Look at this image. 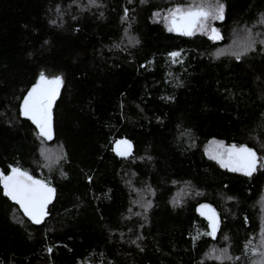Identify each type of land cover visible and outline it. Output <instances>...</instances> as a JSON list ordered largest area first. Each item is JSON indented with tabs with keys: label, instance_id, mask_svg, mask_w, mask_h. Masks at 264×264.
<instances>
[{
	"label": "trees",
	"instance_id": "obj_1",
	"mask_svg": "<svg viewBox=\"0 0 264 264\" xmlns=\"http://www.w3.org/2000/svg\"><path fill=\"white\" fill-rule=\"evenodd\" d=\"M187 2L0 0V172L19 166L56 190L37 225L0 186L2 264H221L212 247L241 257L223 264L256 259L244 243L260 242L264 169L231 172L207 150L246 144L264 158V0H223L217 41L153 16ZM245 28L257 43L237 61ZM40 71L64 80L51 140L19 115ZM200 204L218 213L215 239Z\"/></svg>",
	"mask_w": 264,
	"mask_h": 264
},
{
	"label": "snow or ice",
	"instance_id": "obj_2",
	"mask_svg": "<svg viewBox=\"0 0 264 264\" xmlns=\"http://www.w3.org/2000/svg\"><path fill=\"white\" fill-rule=\"evenodd\" d=\"M144 2L146 0H141V3ZM90 3H95V0H90ZM225 9L226 5L223 0H199V2L189 0L184 4L178 3L169 8L158 10L153 13V16L164 23L168 32H175L182 36H193L200 32L207 35L210 40L217 41L222 39V34L220 29L214 25V22L225 19ZM128 11L127 8L124 9L122 20L127 18ZM101 15L103 14L101 13ZM50 23L55 24L56 21L53 20ZM256 23L264 24V13H260ZM125 31L127 32V29ZM244 31L247 33L245 42L241 45L239 51L232 53L237 61L246 55L249 50H252L257 43L253 38L251 28H245ZM257 35L260 34L257 33ZM129 42L139 43L134 37H129ZM259 43L264 45V39H261ZM115 46L119 47V45ZM219 54L221 53H217V55ZM180 55L181 53L178 51L168 53L173 63L179 62ZM63 83L64 80L61 75L49 76L44 71H40L38 78L26 90L19 105V115L30 120L38 129L39 135L47 140L53 138V109ZM131 148L130 141L121 139L116 141L114 150L118 156L127 157L131 154ZM208 154L222 168L241 173L244 176L251 177L253 173L264 169V158L258 156L257 152L246 144L233 143L225 145L222 141H213V146ZM9 168L10 171L7 174L0 172V186L3 188L4 196L19 205L23 214L32 223L41 224L44 218L49 215L47 206L56 194L55 188L47 181L35 178L19 166L9 165ZM61 174L64 175V173ZM91 179L92 177H88L89 181ZM148 191H152L151 188H148ZM228 199H233V197H228ZM141 207L147 211L151 207V202L144 201ZM197 210L200 211L202 216H206L208 220L210 231L204 233V235L215 239L220 224L218 213L208 204H200ZM245 222H247V218H245ZM259 236L258 246L252 247L250 239L244 243V254H247L250 248L252 255L256 257V259L251 260L250 264H264V221H262ZM193 239L195 240L197 237ZM224 239L228 240V237L224 236ZM47 251L51 253L52 249L48 248ZM206 255L214 256L221 264L225 260L235 262L241 259L239 256H231L228 247L222 249L212 247Z\"/></svg>",
	"mask_w": 264,
	"mask_h": 264
},
{
	"label": "rangeland",
	"instance_id": "obj_3",
	"mask_svg": "<svg viewBox=\"0 0 264 264\" xmlns=\"http://www.w3.org/2000/svg\"><path fill=\"white\" fill-rule=\"evenodd\" d=\"M122 139H125V138H122ZM119 140H121V139H119ZM129 141V140H128ZM131 145H132V143H131ZM212 146H213V144L212 145H210L209 146V148H208V152L211 150V148H212ZM116 148V141L114 142V149ZM132 150H133V145H132V148H131V153H132ZM116 152V151H115ZM205 212L207 211V210H204Z\"/></svg>",
	"mask_w": 264,
	"mask_h": 264
}]
</instances>
